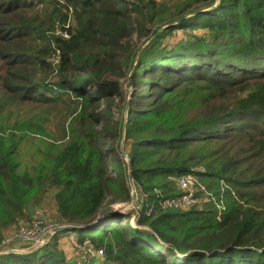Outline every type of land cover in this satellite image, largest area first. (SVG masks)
<instances>
[{
  "label": "trees",
  "instance_id": "trees-1",
  "mask_svg": "<svg viewBox=\"0 0 264 264\" xmlns=\"http://www.w3.org/2000/svg\"><path fill=\"white\" fill-rule=\"evenodd\" d=\"M122 144L140 211L0 264H79L67 233L115 264H264V0H0V247L51 199L58 225L130 203ZM189 174L211 195L165 207Z\"/></svg>",
  "mask_w": 264,
  "mask_h": 264
},
{
  "label": "built area",
  "instance_id": "built-area-1",
  "mask_svg": "<svg viewBox=\"0 0 264 264\" xmlns=\"http://www.w3.org/2000/svg\"><path fill=\"white\" fill-rule=\"evenodd\" d=\"M179 185L185 191V194L181 197H171L167 199L164 206L167 208H189L192 205L199 204L202 200L198 197V193L204 192L205 195H211L206 189L204 184H200L194 175H183L179 179ZM198 200V201H197ZM138 203V202H137ZM133 207L134 210L140 211L142 207V201ZM120 211L127 210V204L120 205L117 203ZM189 206V207H187ZM220 210H223V206H218ZM202 208V206H200ZM136 217L134 216L130 220L132 226H136ZM60 226L58 224L46 223L43 219L37 218L32 221L29 225L22 226L19 229L8 234L2 241L0 247V253L6 248L3 247L13 245L15 243H27L30 244V248L35 249L39 247V244L44 242V237L55 227ZM81 252L79 264H104L105 262V251L103 248L97 249L90 240H86L82 245L79 246ZM81 259V260H80Z\"/></svg>",
  "mask_w": 264,
  "mask_h": 264
},
{
  "label": "rangeland",
  "instance_id": "rangeland-1",
  "mask_svg": "<svg viewBox=\"0 0 264 264\" xmlns=\"http://www.w3.org/2000/svg\"><path fill=\"white\" fill-rule=\"evenodd\" d=\"M206 11H210V10H206ZM205 12V11H204ZM192 13H194V12H192ZM192 13H190V15L188 14L186 17H191V16H193V15H191ZM195 15V14H194ZM181 22H179V23H175V24H170L168 27H171V26H174V25H177V24H180ZM197 24H199V22L197 21V20H195V19H193L192 21H190V22H186V23H184V24H182V25H180V27L179 28H192V27H194V26H196ZM197 33H201V35L202 34H204V33H207L206 31H203L202 29H200V30H195ZM182 33H183V30L182 29H179V32L177 33L178 34V36L177 37H175V40H180L181 38H182ZM174 40V41H175ZM146 44H147V42H146ZM145 44V45H146ZM133 76V74H131L130 76H129V79H128V82H126V85L124 86L125 87V89H126V91L128 92V94H129V97H130V95H132V93H133V90H134V88H133V82H132V77ZM128 113H129V110L126 112V116L128 115ZM127 152V151H126ZM128 153V152H127ZM196 177V176H195ZM197 178V177H196ZM179 179H180V177L177 179V184H178V191H179V194H180V196L182 197L184 194H185V191L181 188V186L179 185ZM197 180H198V182L200 183V184H203L198 178H197ZM212 200V198H204L203 200L204 201H206V200ZM131 200H132V198H131ZM52 201V202H51ZM51 201H48L46 204H45V206H43L42 208H38V210H37V212H38V214H36V217H38V218H41V219H43L44 221L46 220L48 223H52V221H56V215H57V213H56V210H55V205H54V202H53V200L51 199ZM140 201V199H139V195H138V200L136 201V203L137 202H139ZM142 201V200H141ZM198 201V200H197ZM131 202L132 201H130V203H128L127 204V206H128V208L127 209H133V207L135 206V204H132L131 205ZM113 204H117V203H113ZM130 204V205H129ZM111 206V204L110 203H107L105 206H104V208L102 209V211L103 210H106V209H108L109 207ZM193 206V205H192ZM187 207H189V206H187ZM191 207V206H190ZM126 211V210H125ZM134 215L135 214H133V216H132V218L134 217ZM35 217V218H36ZM106 219H109L111 222L112 221H117V220H119L120 219V217H119V215H116V216H113V214H107L106 215ZM45 221V222H46ZM46 222V223H47ZM30 223H32V220H30V221H28V223H26V224H24V225H22V226H26V225H29ZM110 223V222H109ZM126 224H127V221H126ZM15 230H17L16 228H13V229H11V230H9L8 232H6L5 233V235H4V237H6L8 234H10L11 232H13V231H15ZM51 232V231H50ZM49 232V234H51ZM55 235V234H54ZM53 235V236H54ZM73 235V234H72ZM71 234H69V233H67V234H63V235H61L60 237H59V239H58V241H57V245H58V248H59V250H61L62 252H64V257H65V260H70L73 256L74 257H76L75 255H79L80 254V252H81V248L79 247V245H77V240L74 238V236H72ZM51 240H52V238H51ZM50 240V241H51ZM50 241L48 242V243H50ZM46 243V242H45ZM44 242H42V243H40L39 244V247L38 248H36V250H39V249H41L43 246H45L46 244H48V243H46L45 244ZM25 251H27V254H29V253H33V252H35V251H32L31 250V248H28V247H26V249H24ZM31 251V252H30ZM11 254V253H10ZM3 255H7V253H3V254H1L0 255V257H2ZM107 259L105 258V261H106ZM34 261H36V260H34ZM1 264H11V259L9 258V259H7L6 260V258H2L1 259ZM115 264V263H114Z\"/></svg>",
  "mask_w": 264,
  "mask_h": 264
},
{
  "label": "water",
  "instance_id": "water-1",
  "mask_svg": "<svg viewBox=\"0 0 264 264\" xmlns=\"http://www.w3.org/2000/svg\"><path fill=\"white\" fill-rule=\"evenodd\" d=\"M213 7H210V8H207V9H204V10H201V11H206V10H211ZM201 11H197V12H194L192 13L191 15H194V14H197ZM184 20V18H181L175 22H172L171 24H175V23H179V22H182ZM170 24H168L167 26H169ZM167 26H164L163 28L167 27ZM131 99H132V95H130L129 97V101L127 103V107H126V112L129 110V106H130V102H131ZM121 154L122 156L127 159L128 161V176H129V183H130V187H131V197H132V202H131V205L132 204H135L136 201L138 200V190H137V187H136V184L134 182V179H133V164H132V161L128 155V153L126 152L125 148H124V144H122L121 146ZM120 211V208L117 206V204H111V206L106 209V210H103L101 211V213L99 214L98 218L91 224V225H60V226H57L55 228H53L51 230V234H47L43 241L44 243H48L51 238L53 237L54 234H57V233H61V232H64L66 230H72V229H84V230H87V229H90V228H93L95 226H98L102 221L103 219L106 218V215L107 214H113V216H116ZM131 209H128V212H130ZM45 243V244H46ZM32 251H37L36 248L33 249ZM31 252V251H30ZM3 253H7V254H27V251L25 250H20V249H7V250H4L0 253L3 254Z\"/></svg>",
  "mask_w": 264,
  "mask_h": 264
},
{
  "label": "crops",
  "instance_id": "crops-1",
  "mask_svg": "<svg viewBox=\"0 0 264 264\" xmlns=\"http://www.w3.org/2000/svg\"><path fill=\"white\" fill-rule=\"evenodd\" d=\"M141 201V200H140ZM138 204V203H137ZM130 205V204H129ZM142 208V207H141ZM131 210H134V208L133 209H131ZM127 212H128V209L126 210ZM108 220V219H107ZM113 222V221H112ZM108 223H109V221H108ZM73 236V235H72ZM76 257H72L71 258V261H75V259H77V257L78 258H80L79 257V255L77 254V255H75ZM78 260V259H77ZM81 260V259H80ZM78 263H79V260L77 261ZM104 264H114V263H112V262H110V261H108V260H106L105 262H104Z\"/></svg>",
  "mask_w": 264,
  "mask_h": 264
},
{
  "label": "bare ground",
  "instance_id": "bare-ground-1",
  "mask_svg": "<svg viewBox=\"0 0 264 264\" xmlns=\"http://www.w3.org/2000/svg\"><path fill=\"white\" fill-rule=\"evenodd\" d=\"M123 213H128V212L127 211H121L118 214H123ZM93 226H95V225H93Z\"/></svg>",
  "mask_w": 264,
  "mask_h": 264
}]
</instances>
